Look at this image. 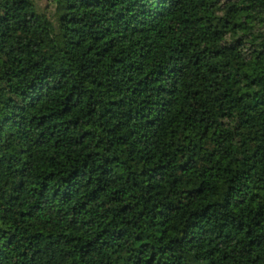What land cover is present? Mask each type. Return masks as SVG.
<instances>
[{
	"label": "trees",
	"instance_id": "obj_1",
	"mask_svg": "<svg viewBox=\"0 0 264 264\" xmlns=\"http://www.w3.org/2000/svg\"><path fill=\"white\" fill-rule=\"evenodd\" d=\"M0 0V264H264V0Z\"/></svg>",
	"mask_w": 264,
	"mask_h": 264
},
{
	"label": "rangeland",
	"instance_id": "obj_2",
	"mask_svg": "<svg viewBox=\"0 0 264 264\" xmlns=\"http://www.w3.org/2000/svg\"><path fill=\"white\" fill-rule=\"evenodd\" d=\"M36 4V8L39 12H43L47 15L52 29L54 32H57V22H56V4L53 0H34Z\"/></svg>",
	"mask_w": 264,
	"mask_h": 264
}]
</instances>
